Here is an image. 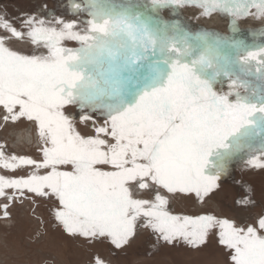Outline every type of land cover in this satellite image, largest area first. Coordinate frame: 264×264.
<instances>
[{"label":"snow or ice","instance_id":"6c2138e0","mask_svg":"<svg viewBox=\"0 0 264 264\" xmlns=\"http://www.w3.org/2000/svg\"><path fill=\"white\" fill-rule=\"evenodd\" d=\"M169 6L196 7L205 17L227 14L233 32L240 19H264V0L149 4L152 10ZM73 8L90 17L81 31L76 21L35 16L23 21L21 31L0 16V28L10 34L0 36L3 119L33 122L40 142L39 159L9 155L0 145V166L33 169L19 178L0 175L2 218L10 219V205L30 193L54 199L53 227L75 242L123 249L144 227L158 241L195 248L218 229L230 264H264V212L238 226L210 213L174 214L161 194L194 193L203 200L219 187L227 162L245 150L246 163L264 169V45L191 31L130 3L86 0ZM11 37H27L46 53L14 50ZM65 40L79 47L63 46ZM253 74L261 84L249 93L245 77ZM221 77L227 91L217 88ZM71 104L100 113L103 122L93 135L76 131L63 111ZM257 137L261 142L253 147ZM145 189L154 195L138 198ZM95 264L104 262L96 258Z\"/></svg>","mask_w":264,"mask_h":264},{"label":"rangeland","instance_id":"374dc122","mask_svg":"<svg viewBox=\"0 0 264 264\" xmlns=\"http://www.w3.org/2000/svg\"><path fill=\"white\" fill-rule=\"evenodd\" d=\"M138 2L139 0H133ZM117 4L119 0H110ZM117 2V3H116ZM145 11L154 19L179 21L191 31H211L223 36L241 39L246 44L264 45V20L255 17L237 21V31L230 29L231 17L214 12L211 16H200V9L192 6L165 7L152 10L150 0H140ZM147 2V3H146ZM73 3L84 5L86 0H0V16L7 19L18 30L26 31L23 21L29 16L38 19L54 21L61 18L65 21H76V30L88 27L85 23L90 19L87 11H78ZM146 7V8H145ZM217 13V14H216ZM217 15V16H216ZM228 16V17H227ZM0 36H10L0 28ZM9 46L27 54L46 53V49L33 45L29 38L11 37ZM63 46L79 47L73 40L63 41ZM252 87H258L261 81L255 74L245 77ZM217 88L227 91V80L219 78ZM244 94V90L240 89ZM69 116L74 128L81 135H93L95 127L103 122L99 112L81 110L76 104L65 106L63 109ZM5 110L0 107V145L9 155H26L39 159L40 142L33 122L21 119L17 122L3 119ZM91 117L83 119L82 117ZM257 137L250 141L253 147L260 144ZM247 152L241 151L227 162V170L218 181L219 187L203 200L194 193L161 192L168 199L167 210L174 214L201 215L213 214L218 218L235 221L238 226L246 225L259 214L264 212V169L250 167L246 161ZM32 166L20 165L15 169H5L0 166V175L11 178L26 176L32 171ZM43 170H41V173ZM9 193L13 190L8 189ZM29 199L21 203L17 200L10 205V219L2 218L0 209V264H95L99 258L104 264H230L224 246L218 242V229H212L207 241L198 247H191L183 241L173 245L158 241L151 229L139 227L137 234L123 249H116L108 242L85 244L82 240L72 241L65 236L60 228L53 227V210L56 203L44 197L26 193ZM138 198H151L149 190H138ZM251 201L252 203H244ZM5 202L0 197V205ZM42 232L40 238L36 233Z\"/></svg>","mask_w":264,"mask_h":264},{"label":"bare ground","instance_id":"6f19581e","mask_svg":"<svg viewBox=\"0 0 264 264\" xmlns=\"http://www.w3.org/2000/svg\"><path fill=\"white\" fill-rule=\"evenodd\" d=\"M117 3V2H116ZM132 4V5H137L138 8L137 10H139L140 8L144 7V2H140V0L138 2H135L133 0H119V2L117 4ZM147 3V2H146ZM149 5V4H147ZM146 8V7H145ZM141 10V9H140ZM157 11V10H156ZM220 13V12H219ZM217 14V13H216ZM222 14V13H221ZM222 15H227V14H222ZM217 16V15H216ZM228 17V16H227ZM264 20V19H263Z\"/></svg>","mask_w":264,"mask_h":264}]
</instances>
